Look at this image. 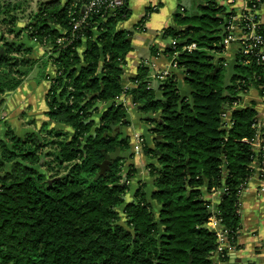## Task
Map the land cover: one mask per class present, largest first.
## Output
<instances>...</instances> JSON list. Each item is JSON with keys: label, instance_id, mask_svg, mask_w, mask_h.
<instances>
[{"label": "trees", "instance_id": "16d2710c", "mask_svg": "<svg viewBox=\"0 0 264 264\" xmlns=\"http://www.w3.org/2000/svg\"><path fill=\"white\" fill-rule=\"evenodd\" d=\"M81 1L73 14V0H49L32 15L25 29L47 48L41 57L0 33V111L8 91L36 66L47 79L51 63L46 116L71 128L43 123L19 135L0 118V264H214L211 219L237 246L240 194L263 154L254 147L255 104L243 105L242 95L252 87L264 94V63L244 53L242 40L230 42V60L218 55L229 24L243 27L244 21L232 20L235 12L215 0H204L195 14L173 15L174 24L163 31L171 41L166 52H177L190 92L182 95L169 74L157 96L143 66L133 78L126 92L140 111L160 118L150 119L153 147L144 145L155 159L148 166L151 194L140 184L126 199L133 169L123 178L129 142L118 129L126 108L116 99L125 92L120 77L131 44L129 32L116 25L129 16L127 0L93 12L88 24L74 29ZM3 22L14 32V16ZM257 32L264 36L261 24ZM191 43L195 48L183 49ZM98 102L102 106L90 112ZM261 133L264 139V128ZM117 148L101 173L104 154ZM212 192H219L217 199Z\"/></svg>", "mask_w": 264, "mask_h": 264}, {"label": "crops", "instance_id": "0c3cea01", "mask_svg": "<svg viewBox=\"0 0 264 264\" xmlns=\"http://www.w3.org/2000/svg\"><path fill=\"white\" fill-rule=\"evenodd\" d=\"M49 0L39 2V7L42 3ZM66 0H60L65 2ZM217 4L226 7L228 10L239 12L243 4L251 0H215ZM10 3V7L6 4ZM21 0H5V3L0 7V33L10 40H18L24 43L32 50V55L37 58L41 57L47 49L35 39H30L27 35L25 26L30 21L32 15L39 9L30 13L27 18L20 19L16 13L21 8ZM204 0H127L129 16L117 23L116 27L129 32L128 39L131 44V49L126 54L125 63L122 67L121 84L125 90L116 99L117 103H121L126 108V123L122 124L118 131L121 137H126L129 142V148L123 153L125 156L122 175L125 178L128 169H133L132 176L127 179L129 186L126 193V199H132L134 191L140 184L145 185L146 196L149 197L153 188V177L149 173L148 166L155 159L146 153L144 145L153 147L154 133L151 131L153 124L151 120H159V113L140 111L139 107L134 103L133 96L127 93L135 86L133 78L137 75L139 68L143 66L146 69V75L151 88L156 90V95L160 96L158 90L160 82L156 79V74L161 71H167L175 74L178 81V87L182 95H188L190 92L189 86L185 82V72L181 68L172 67V57L167 48L171 44L169 38L163 37V31L166 27L172 26L173 15L182 10L188 15L198 12V7L204 4ZM15 9H14V7ZM9 16L15 17L14 32H8L9 24L3 22ZM257 16L260 24L264 28V0H261L257 8ZM17 33V36H16ZM224 58L230 60L233 56V47L229 45L222 51ZM48 74L47 79L38 87L33 82L27 83L26 77L14 89L8 91L0 111V118L8 123V117L12 121L15 120L17 114H21L22 110H28L30 120L39 126L47 123V127L55 129H63L71 131L69 126L54 122L46 116L47 105L45 96L51 86L50 78L54 76V67L51 63L46 68ZM231 72H229L230 74ZM38 94H41L43 102L34 112V104L39 99ZM255 104L257 111V128L256 141L254 142L255 150L262 152L258 158L252 162L253 174L248 180L240 194V229L237 236V246L235 249L228 251L226 259L218 261L216 255L213 256L214 264H264V139L261 130L264 128V94L260 93L257 88H250L242 95V104ZM15 104V105H14ZM10 108L11 106H13ZM33 109L30 113V108ZM39 116H36L35 114ZM5 115V119L3 118ZM96 123L100 113L93 114ZM10 120V121H11ZM15 130L13 127H11ZM1 130V129H0ZM5 129L1 130L4 131ZM36 131V130H31ZM27 131V132H31ZM16 132V131H15ZM17 133V132H16ZM26 133V132H25ZM24 133V134H25ZM19 134V133H17ZM20 135V134H19ZM142 138L144 142L141 145V150L136 153L134 145L137 140ZM118 152L120 151L119 148ZM219 192H212L211 196L217 199Z\"/></svg>", "mask_w": 264, "mask_h": 264}, {"label": "built area", "instance_id": "2783aa9c", "mask_svg": "<svg viewBox=\"0 0 264 264\" xmlns=\"http://www.w3.org/2000/svg\"><path fill=\"white\" fill-rule=\"evenodd\" d=\"M76 1L70 5L69 14H73L74 7L76 6ZM232 1V0H229ZM126 0H82L81 1V12L83 16L78 17L73 24V28H78L83 24H88L87 18L93 13L97 12L99 9H102V12H106L108 9L120 8L124 5ZM261 0H251L248 3L243 4L239 12H235V15L231 18L232 20L244 21L245 24L243 27L237 26V24L230 23L227 29H229L228 35L224 38L223 44L224 48L228 47L232 40H242L244 44V53L250 54L254 53L257 56L258 62L264 63V36L257 32V27L260 24L257 16V8ZM182 10V8H181ZM104 13L100 14V17L103 18ZM57 42H61V38L57 39ZM174 43V42H172ZM195 48V44H187L183 46V49L191 50ZM177 52L174 51L170 56L172 57V67L177 68V63L175 61V56ZM171 74L167 71H161L156 74V79L161 82L166 78L167 75ZM148 86L150 87L149 83ZM256 141V136L254 142ZM144 142L142 138H139L134 145V151L138 153L141 150V145ZM211 226L217 228L216 237H217V248L214 251L213 255L226 256L228 251L235 249V245H232L228 241L226 233L220 229L215 218L211 219Z\"/></svg>", "mask_w": 264, "mask_h": 264}, {"label": "rangeland", "instance_id": "374dc122", "mask_svg": "<svg viewBox=\"0 0 264 264\" xmlns=\"http://www.w3.org/2000/svg\"><path fill=\"white\" fill-rule=\"evenodd\" d=\"M43 1V0H21V8L17 11V15L20 16V19L22 18H27L30 13L36 11L39 7V2ZM179 2H182V0H179ZM5 3V0H0V7L2 6V4ZM187 13V12H186ZM2 17V15H0V18ZM2 25L0 24V27ZM219 56L224 57V53H218ZM42 69L39 67H35L32 69V71L28 74V76L26 77V81L27 83H34L35 85H37L38 87L41 85V83L43 82V78H42ZM229 71V70H227ZM38 100L35 102L34 104V112L36 111V108L40 106L41 101L43 102L42 96L41 94H38ZM15 105V104H14ZM11 106L10 108L14 107ZM44 105V102H43ZM33 109V105L30 108V113L31 110ZM21 114H17L16 118L14 121L11 120L10 117H8V123L10 124V127H13L17 133H19L20 135H23L25 132L27 131H31L33 130H38L37 128L39 126H37V124L33 123L32 121H29L30 118V114L28 112V110H22ZM36 116H39L37 113L35 114ZM3 118L5 119V115H3ZM11 120V121H10ZM0 129L3 130L5 129V127L3 126V123L0 122ZM49 138V137H47Z\"/></svg>", "mask_w": 264, "mask_h": 264}, {"label": "water", "instance_id": "95a60500", "mask_svg": "<svg viewBox=\"0 0 264 264\" xmlns=\"http://www.w3.org/2000/svg\"><path fill=\"white\" fill-rule=\"evenodd\" d=\"M92 97V95L90 96ZM102 106L101 102L96 103L90 110V112H92L94 109L96 108H100ZM160 141H162V139H160ZM118 149L115 150V152L112 153H105V159L99 164L100 166V172L102 173L105 169L108 168L109 164H110V159L115 157L116 155H118Z\"/></svg>", "mask_w": 264, "mask_h": 264}]
</instances>
